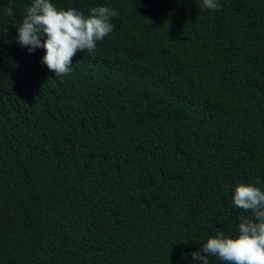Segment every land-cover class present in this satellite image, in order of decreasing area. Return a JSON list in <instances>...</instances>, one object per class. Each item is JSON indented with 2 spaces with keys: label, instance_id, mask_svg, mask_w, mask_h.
I'll list each match as a JSON object with an SVG mask.
<instances>
[{
  "label": "trees",
  "instance_id": "trees-1",
  "mask_svg": "<svg viewBox=\"0 0 264 264\" xmlns=\"http://www.w3.org/2000/svg\"><path fill=\"white\" fill-rule=\"evenodd\" d=\"M50 2L118 15L57 77L0 0V264H197L264 191V0Z\"/></svg>",
  "mask_w": 264,
  "mask_h": 264
},
{
  "label": "clouds",
  "instance_id": "clouds-1",
  "mask_svg": "<svg viewBox=\"0 0 264 264\" xmlns=\"http://www.w3.org/2000/svg\"><path fill=\"white\" fill-rule=\"evenodd\" d=\"M208 9H219L216 0H203ZM12 16V8L7 9ZM118 13L109 7L90 9L85 16L75 8L57 9L50 0H32L26 15L17 27V42L29 53L44 48L42 63L57 77L71 71L72 58L77 52L93 53L96 42L113 31L112 17ZM7 31L3 28L2 33ZM234 205L249 212L238 224L234 237L223 231L207 239L190 255L197 264H209L215 256L226 264H264V191L252 185H238L233 194Z\"/></svg>",
  "mask_w": 264,
  "mask_h": 264
}]
</instances>
